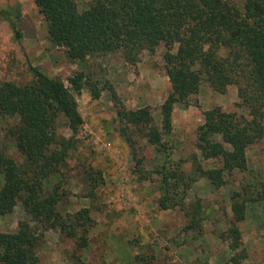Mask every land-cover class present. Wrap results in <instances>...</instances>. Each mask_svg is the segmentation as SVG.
<instances>
[{
  "label": "trees",
  "instance_id": "obj_1",
  "mask_svg": "<svg viewBox=\"0 0 264 264\" xmlns=\"http://www.w3.org/2000/svg\"><path fill=\"white\" fill-rule=\"evenodd\" d=\"M33 2L46 23L50 43L63 48L71 61L120 50L125 62L133 64L143 52L154 53L163 46V71L171 89L160 107V128L147 107L117 110L118 117L158 152L164 149L163 135L172 130L175 105L187 106L204 82L219 93L236 86L247 114L227 113L220 107L203 112L196 149L202 160L219 166L198 171L220 188L233 172L247 170L246 151L264 137V0H92L83 10L75 0ZM0 19L21 41L18 9L0 8ZM27 66L31 76L27 84L0 83V117L16 119L6 135L21 157L17 164L0 147V217L13 212L17 203L27 217L16 232L0 231V264H39L37 248L49 229L73 240L76 251L86 250L94 224L90 208L63 215L57 207L66 195L61 191L62 169L83 125L73 93L88 89L97 100L103 91L112 92V86L82 71L70 76L66 86L60 78ZM59 118L72 133L68 139L57 134ZM56 177L58 181L46 191L44 182ZM167 177L161 180L164 189L176 184ZM87 178L92 181L85 197L93 200L102 176L96 172ZM245 193L231 195L233 219L225 237L232 254L227 264H248L238 223L244 221L249 202L264 206V179L255 184L249 199ZM177 205L170 197L159 201L161 210Z\"/></svg>",
  "mask_w": 264,
  "mask_h": 264
},
{
  "label": "rangeland",
  "instance_id": "obj_2",
  "mask_svg": "<svg viewBox=\"0 0 264 264\" xmlns=\"http://www.w3.org/2000/svg\"><path fill=\"white\" fill-rule=\"evenodd\" d=\"M92 0H75L80 10ZM237 1V0H236ZM2 9H18L23 38L16 41L6 22L0 19V83L27 84L31 76L27 64L38 67L66 86L75 72L91 74L107 81L112 92L103 91L93 100L88 89L74 92L83 125L73 137L66 166L62 169L61 191L66 193L57 210L63 215L90 208L94 221L86 250L76 251L73 240L57 230H45L38 246L39 264H227L231 256L225 232L233 219L231 195L245 198L264 179V137L246 151L248 168L233 172L223 187H214L198 169L218 167L202 160L196 149V131L203 112L220 107L224 112L247 114L240 105L236 86L224 93L206 82L189 98L187 106L174 107L172 130L163 135L162 152L147 144L136 128L117 115V110L147 107L160 128V107L170 92L164 75L163 46L154 53L143 52L139 61L126 63L123 52L71 61L63 48L50 43L46 23L33 0H0ZM15 118L0 117V147L17 164L19 153L9 142L7 130ZM57 134L68 139L72 133L58 119ZM100 172L102 183L93 200L87 174ZM173 187L162 185L163 176ZM171 175V176H170ZM57 177L44 182L50 191ZM245 187V191H243ZM170 197L178 205L161 210L159 201ZM27 217L20 203L13 212L0 217V231L13 233ZM248 264H264V206L249 202L244 221L238 223Z\"/></svg>",
  "mask_w": 264,
  "mask_h": 264
}]
</instances>
